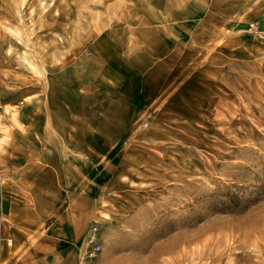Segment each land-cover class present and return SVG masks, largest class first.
<instances>
[{
    "label": "rangeland",
    "instance_id": "1",
    "mask_svg": "<svg viewBox=\"0 0 264 264\" xmlns=\"http://www.w3.org/2000/svg\"><path fill=\"white\" fill-rule=\"evenodd\" d=\"M164 5L0 0V264H264V0Z\"/></svg>",
    "mask_w": 264,
    "mask_h": 264
},
{
    "label": "crops",
    "instance_id": "2",
    "mask_svg": "<svg viewBox=\"0 0 264 264\" xmlns=\"http://www.w3.org/2000/svg\"><path fill=\"white\" fill-rule=\"evenodd\" d=\"M223 1L230 0H165V7L161 8L160 16L162 17L161 23L157 22L156 26L154 24V18L149 22L151 26L154 27V39H163L166 44H174L175 41L182 39H191L196 28H198L202 21H204L211 13L219 11V3ZM160 21V20H159ZM147 26V25H146ZM143 34V31L140 32ZM154 43H158L157 41ZM161 57V56H160ZM158 57V59L160 58ZM155 59V56H154ZM23 168V172L26 170V164L20 166ZM36 169L41 171V166L36 165ZM93 174V179H96L95 171H90ZM23 177L25 182L26 178ZM87 200V197L85 198ZM72 219H74L72 217ZM76 226V223H69V227ZM78 250L77 245L74 243H62L59 244L53 252H59L58 256H55L53 264H66L74 258L71 254L72 252ZM39 250L38 252H40ZM44 252L47 250L44 249ZM44 255L36 256L38 259L33 260L34 264H42ZM45 257V256H44Z\"/></svg>",
    "mask_w": 264,
    "mask_h": 264
}]
</instances>
